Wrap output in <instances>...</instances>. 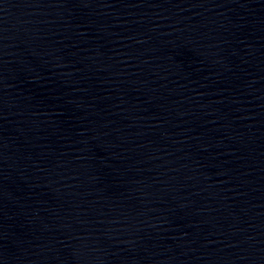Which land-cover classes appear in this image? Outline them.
<instances>
[{"label":"water","instance_id":"95a60500","mask_svg":"<svg viewBox=\"0 0 264 264\" xmlns=\"http://www.w3.org/2000/svg\"><path fill=\"white\" fill-rule=\"evenodd\" d=\"M0 264H264V0H0Z\"/></svg>","mask_w":264,"mask_h":264}]
</instances>
